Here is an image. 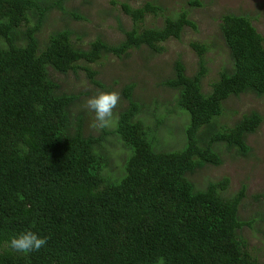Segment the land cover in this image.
Masks as SVG:
<instances>
[{
    "label": "trees",
    "instance_id": "16d2710c",
    "mask_svg": "<svg viewBox=\"0 0 264 264\" xmlns=\"http://www.w3.org/2000/svg\"><path fill=\"white\" fill-rule=\"evenodd\" d=\"M192 5L201 6V0ZM51 6L47 0H0V264H260L239 236L245 223L237 209L246 188L240 200L226 199L220 195L228 179L196 191L186 177L208 164L221 165L217 144L245 157L253 152L248 137L264 122L257 111L201 139L231 97L264 99V37L252 20L227 14L221 30L233 70L220 74L210 95L202 89L208 67L198 42L190 46L198 52L199 71L188 76L178 60L175 77L165 81L179 93L178 108L190 114L182 152L156 151L132 99L135 86L126 87L129 106L114 133L131 154L125 176L112 181L103 175L108 156L102 140L85 137L83 117L72 112L80 95L70 103L58 100L57 90L64 98L72 93L49 68L65 76L88 72L95 87L106 88L92 68L105 55L121 58L143 46L160 53L169 41H182L187 27L197 26L186 14L174 19L147 3L125 12L137 24L159 11L163 28L127 31L116 45L98 38L88 49L63 30L42 48L37 35ZM108 135L104 131V143ZM29 230L47 238L30 258L8 244Z\"/></svg>",
    "mask_w": 264,
    "mask_h": 264
},
{
    "label": "rangeland",
    "instance_id": "374dc122",
    "mask_svg": "<svg viewBox=\"0 0 264 264\" xmlns=\"http://www.w3.org/2000/svg\"><path fill=\"white\" fill-rule=\"evenodd\" d=\"M193 0H47L51 12L37 37L41 47H45L55 32L69 30L74 44L88 49L98 38L111 44H119L125 39V33L133 29L143 31L164 27V17L158 11L146 16L135 24L127 15L125 8L137 9L150 3L163 8L167 16L174 19L186 14L197 28L187 27L182 41L171 40L164 44V51L157 53L143 46L128 56L105 55V61L92 66L97 77L106 88L95 87L88 72L77 76L58 74L49 68L54 80L67 93L64 98L60 90L55 92L58 100L70 103L74 94H79L78 102L72 108L75 116L84 119V135L102 140V148L107 152V162L103 169L105 178L121 180L126 174V162L131 151L114 131L118 126L121 112L129 106L126 87L134 85L132 99L141 109L139 117L145 123L148 137L157 152H182L187 144L186 129L190 124V114L180 110L177 104L179 93L169 89L165 81L175 77L174 66L181 60L186 74L194 76L199 71L198 52L190 44L198 42L206 49L208 75L202 82L205 96L212 93V83L223 72L233 70L231 51L223 37L221 26L225 24L227 14L244 15L250 18L264 37V0H201V6H193ZM91 70L89 64H84ZM117 92L119 101L113 110L112 124L105 129L93 128L95 114L85 107L88 98L100 92ZM264 115V99L253 94L231 97L224 102L222 115L215 119L212 126L201 132L202 140H209L217 132L232 128L245 115L253 112ZM104 131L109 135L104 143ZM253 152L242 156L224 144L215 146L221 158V165H206L194 173H188L187 179L196 191L207 189L209 182L229 180L228 190L220 196L226 199H239L238 194L246 188L237 211L240 220L245 223L239 236L247 243L246 250L252 259L264 264V122L260 129L248 137ZM240 200V199H239ZM18 254L25 255L23 252ZM33 254L26 256L30 258Z\"/></svg>",
    "mask_w": 264,
    "mask_h": 264
},
{
    "label": "clouds",
    "instance_id": "9594fccd",
    "mask_svg": "<svg viewBox=\"0 0 264 264\" xmlns=\"http://www.w3.org/2000/svg\"><path fill=\"white\" fill-rule=\"evenodd\" d=\"M119 99V94L113 91L100 92L86 100L85 107L95 114V119L91 125L93 128L105 129L111 126L113 110ZM8 244L11 249L28 255L32 252L39 251L45 246L47 244V238L29 230L12 236Z\"/></svg>",
    "mask_w": 264,
    "mask_h": 264
}]
</instances>
